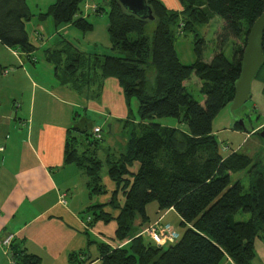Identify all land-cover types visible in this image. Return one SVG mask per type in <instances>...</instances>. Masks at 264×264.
<instances>
[{"label":"trees","instance_id":"16d2710c","mask_svg":"<svg viewBox=\"0 0 264 264\" xmlns=\"http://www.w3.org/2000/svg\"><path fill=\"white\" fill-rule=\"evenodd\" d=\"M84 1L54 0L45 12L35 15L26 0H0V43L32 53L36 46L29 42L25 24L34 17L40 22L51 18L55 32L67 25L88 32L92 25L82 14ZM145 2L150 20L131 14L118 0L94 2V14L107 11L110 48L116 55L85 54L64 39L44 50L58 79L61 74L60 83L78 93L90 91L97 96L105 79H115L128 109L125 124L134 122L130 101L137 103L139 122L132 127L124 150H106L104 161L97 158L101 135L92 134L90 141L86 126L67 132L64 164L83 171L90 197L109 194L105 203L86 209L89 220L85 217L83 223L88 227L114 221L112 242L128 241L121 247L94 242L95 260L98 264H253L256 240L264 243V161L236 152L220 154L212 123L233 99L246 39L264 10V0H178L180 11L167 9L160 0ZM213 16L220 23L206 63L205 41L197 28ZM176 28L178 34L193 36L195 61L190 65L178 59ZM229 41H233L231 59L224 54ZM192 75L200 82L202 104L186 91L184 83ZM164 118L176 119L183 128L156 122ZM233 130L243 129L235 121ZM104 164L111 191L102 183ZM238 173L247 176V188L239 180L232 182L231 174ZM152 202L160 212L173 210L186 227L175 244L158 247L140 234L139 224L148 222L146 206ZM239 213L249 219L236 221ZM10 254L13 264H40L38 256L18 245L11 246ZM73 259L71 255L69 260Z\"/></svg>","mask_w":264,"mask_h":264},{"label":"crops","instance_id":"0c3cea01","mask_svg":"<svg viewBox=\"0 0 264 264\" xmlns=\"http://www.w3.org/2000/svg\"><path fill=\"white\" fill-rule=\"evenodd\" d=\"M160 1L169 10H181L178 0ZM40 40H43L42 36ZM58 42H51L52 46L41 43L32 53L20 49L16 51L0 43V69L5 63L11 66L12 62L25 70L24 78L19 76L18 70L6 77L7 87L0 88V250L3 249L4 255H7L11 246L18 245L38 256L40 264H98L92 237L110 245L116 223L97 222L86 227L82 216L84 212L80 210L87 201H80L78 192L69 203H62L65 191L76 187L74 178H80V169L64 164V147L68 130L87 126L89 115L97 114L108 121H116L120 126L121 121L127 118L128 110L122 90L113 78L103 81L97 99L90 91L87 92L90 95L82 99L84 91L78 93L69 84L60 83L55 75V65L46 59L44 53L47 48L57 46ZM37 50H42L44 68L53 69L54 81L46 80L44 75L45 80H34L30 74L29 70L35 72L34 64L38 59L34 53ZM29 64L31 66L26 68ZM11 67L12 70L14 66ZM263 67L264 63L257 73ZM255 76L250 84L249 98L254 100V109L261 105L264 110V80ZM80 107H83V115L77 112ZM112 127L109 126L111 130ZM261 128H256L254 132ZM127 140L128 136H124L122 150ZM108 147L113 148V144ZM116 149L114 152H119L120 148ZM137 167L135 164L133 169ZM85 182L86 178L84 186ZM84 188L88 193L86 186ZM109 188L113 189V186L109 185ZM109 188L108 191H111ZM88 197L93 198L89 194ZM108 197L109 194L103 195L99 201L105 203ZM77 198L80 203L75 206L73 202ZM171 212L174 211L160 212L155 207L152 212L155 219L151 218L147 209L146 216L149 222L159 217L163 221ZM9 237L11 240L7 248L2 243ZM255 253L253 264H264V243L260 240L255 242ZM71 255L76 262L69 260Z\"/></svg>","mask_w":264,"mask_h":264},{"label":"rangeland","instance_id":"374dc122","mask_svg":"<svg viewBox=\"0 0 264 264\" xmlns=\"http://www.w3.org/2000/svg\"><path fill=\"white\" fill-rule=\"evenodd\" d=\"M100 0H85L82 4V14L87 19V21L92 25V29L88 32H82L75 27L71 25H67L64 27V29L61 32H58L54 30L53 22L51 18H47L45 21L40 22L35 17L27 22L25 24V29L28 35V40L30 43L34 44L35 46H39L41 43L44 44H50L53 41L64 39L68 43H70L74 48L77 50L84 52L85 54H98V55H116V52L112 51L110 48L109 43V37L107 33V23H108V17H107V11L102 12L101 14H94V10L92 7L95 5L96 2ZM54 2V0H26V3L30 9V12L37 15L39 12H45L47 7L51 5ZM95 2V3H94ZM105 7V6H104ZM106 8V7H105ZM107 9V8H106ZM220 19L217 16H213L211 21L207 25H202L197 28L198 34L203 40L205 41V47L203 50V62H209L212 57L213 51H214V35L219 27ZM153 29L152 22H149L148 30L149 34H151V31ZM37 34L42 36L43 40L37 39ZM175 39H174V46L175 50L178 56V59L180 63L184 65H190L195 61V56L193 52V36L192 34L187 35H181L177 33V28L175 29L174 33ZM53 38V40L51 39ZM47 45V46H48ZM232 49H233V41H229L224 46V54L228 59H231L232 56ZM16 51L18 50L15 49ZM35 56L37 57L38 61L34 64L35 72L32 70L30 74L33 76L34 80L36 78H43L45 80H51L54 81L53 76V69H45L46 66L44 62V56L42 55V50L35 51ZM11 66H14V68L11 70V66L9 64L5 65L3 69H0V88H6V77H10V75L16 73L18 70L19 76L24 78L23 73L24 71L21 70L20 66H17L16 63H10ZM33 65V64H32ZM31 64L27 65V67H30ZM263 66V65H262ZM261 66V67H262ZM260 67V68H261ZM31 69V68H30ZM62 68L60 67L59 72H61ZM7 72V74H3V72ZM264 67L262 70L257 73L255 77L257 79L264 80ZM40 76V77H38ZM61 79V74H59ZM57 81V80H56ZM186 85V91L200 104L203 102V96L199 92V86L200 82L199 80L192 75L188 81L185 83ZM88 91H84L81 96L82 99L90 94L87 93ZM80 95V94H78ZM95 99H97L98 95L95 96ZM252 100L248 99L247 102L238 110L235 111V119L237 121H242L244 129L243 130H233V125L236 120H234L229 112V105L225 106L220 110V112L216 115V117L213 120L212 123V130L218 145V149L220 154L223 156H227L233 152H236L238 154H242L245 156H248L252 160H255L257 158H260L261 161H264V146L262 144L261 139L253 135L254 130L257 128L264 127V110L262 109L261 105H259V108H253L252 106ZM254 101V100H253ZM127 107V105H126ZM83 108V107H82ZM80 109L77 111L79 114L84 113V110ZM130 108L133 115V124H125V120H122V122L117 123L111 122L106 120L104 117H100L97 114L89 115L88 122L86 126V130L88 132V139L92 141L93 138V126H97L101 130V138L102 142L100 143L101 149L97 151V158L104 161L106 156V150H111V152H114V150H117L116 148H120L122 150L124 146V136L129 137L130 131L133 126H136V124L139 122V116L137 112V103L134 99L130 101ZM128 110V109H127ZM156 122L162 124V126H169V127H176V128H183V125L178 123V121L174 118H164L156 120ZM117 124V125H116ZM112 125V130L109 128V126ZM117 127V128H116ZM120 127V128H119ZM129 127V128H128ZM253 130V131H252ZM246 132H249L248 134ZM256 132V131H255ZM85 145L87 144L86 141L84 142ZM113 144V148H109L108 146H111ZM227 147L229 150L227 152H223L222 148ZM110 152V151H109ZM80 171V178L75 177L73 183L76 184V187H69L66 193L65 201L66 203H69L71 198L77 196L75 192H78L80 201H87L85 207H83L81 211H83L84 215L83 218L88 216L85 211L86 207L101 203L99 201L102 200V196H92V199H89L88 193L85 192V186H84V173L83 171ZM102 183L109 188V185L112 186V183L107 178V166L104 164L101 172H100ZM232 182H235L237 180L240 181V183L247 188L248 186V179L245 173H238V174H231L230 176ZM111 188V187H110ZM109 188V189H110ZM78 198L73 203L75 206L77 205ZM80 203V202H78ZM156 203L152 202L149 203L146 206V209L148 213L150 214L151 218L155 219L152 212H154ZM153 210V211H152ZM82 214V213H81ZM152 214V215H151ZM156 216V215H155ZM236 221L245 222L249 219L248 214L239 213L235 217ZM139 224V222H138ZM138 226V225H137ZM140 228V234L146 237L148 240L152 241L151 238L147 235L151 233V229H154L155 231H159L160 229L166 228L170 230L168 232V237L166 236L165 245H172L175 244L181 237V235L185 232L186 227L181 226V221L179 217H177V214L175 212H171L167 216L165 220L162 221V217H159L157 220L153 222H147L146 224L141 225L139 224ZM92 239L94 242H99L98 240H95L93 237ZM128 241H123L121 244L116 243H110L111 247L115 246H124L127 244ZM163 246V247H164ZM3 249L0 250V264H13L12 263V257L10 252H6L7 255H4Z\"/></svg>","mask_w":264,"mask_h":264},{"label":"water","instance_id":"95a60500","mask_svg":"<svg viewBox=\"0 0 264 264\" xmlns=\"http://www.w3.org/2000/svg\"><path fill=\"white\" fill-rule=\"evenodd\" d=\"M118 2L123 8L133 15L139 16L142 19H152L151 11L145 0H118ZM263 39L264 10L257 20L252 24L249 30L241 61L240 76L233 85L234 96L229 105V112L234 120H236L235 111L241 108L247 102L250 94L251 81L264 63ZM237 122L239 126L244 129L242 121L240 120ZM257 136L260 139H264V131L261 130Z\"/></svg>","mask_w":264,"mask_h":264},{"label":"built area","instance_id":"2783aa9c","mask_svg":"<svg viewBox=\"0 0 264 264\" xmlns=\"http://www.w3.org/2000/svg\"><path fill=\"white\" fill-rule=\"evenodd\" d=\"M94 6L92 7V9L94 10ZM6 73V72H5ZM93 135L96 137V138H100V133H101V130L99 127H95L93 129ZM229 149L227 147H223L222 148V151L223 152H227ZM62 203L66 204V201L65 200H62ZM89 220V217L87 218V221ZM170 230L166 229V228H163V229H160L159 231H155L154 229H151V233L150 234H147L152 242L154 244H156L158 247H163L165 245V240L166 239V236L168 237V232ZM10 240L11 238H7L6 240L3 241V245L6 246L7 248L9 247L10 245Z\"/></svg>","mask_w":264,"mask_h":264}]
</instances>
